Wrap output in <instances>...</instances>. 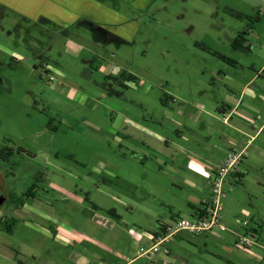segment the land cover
<instances>
[{
  "label": "rangeland",
  "instance_id": "1",
  "mask_svg": "<svg viewBox=\"0 0 264 264\" xmlns=\"http://www.w3.org/2000/svg\"><path fill=\"white\" fill-rule=\"evenodd\" d=\"M107 1L138 22L126 39L101 25L122 42L0 4V264L138 257L157 225L192 219L209 163L248 140L236 129L264 121L231 128L221 112L245 86L264 89V0H158L147 13ZM252 142L222 205L224 225L257 245L183 232L138 264H264V132Z\"/></svg>",
  "mask_w": 264,
  "mask_h": 264
},
{
  "label": "crops",
  "instance_id": "2",
  "mask_svg": "<svg viewBox=\"0 0 264 264\" xmlns=\"http://www.w3.org/2000/svg\"><path fill=\"white\" fill-rule=\"evenodd\" d=\"M120 1L125 5H128V7L135 9L136 11L147 13L158 0ZM0 4L6 8L16 10L18 14L30 18V20L32 21L40 23H53L57 25L90 23L94 26L101 27L106 30V28L101 25L109 20V24H115L119 26L118 29L123 33V35H121V37L123 36L122 38H125L126 35L134 34V32H136V30L138 29V22L136 21V19H133V17H131L127 12L121 11V9H119L117 6H112V4H110L107 0H0ZM78 10H81V13H79ZM130 29L131 31L129 32ZM263 69L264 66L258 73L261 74L263 72ZM261 97H263L264 99V89L259 85H256L252 89H249L248 86H245L241 91L240 97L237 100L234 97H229L228 101L230 103H224L223 109L221 110L223 115L227 116L226 118L224 117L223 124L231 128H235V126L230 124L231 121L241 122L245 125L248 124L249 126L255 125L256 122L259 121L256 119L257 117L255 116V112L260 111L263 115L262 119L264 118V100H262ZM204 108L205 107L201 105L200 111L205 112L206 110ZM254 128L255 127H253V129ZM207 129L208 126L204 125L203 130L206 131ZM236 130H238L237 132L248 137V140L244 142V147L242 149L246 148L247 145H249V150L253 143L252 141L257 138V135H259V133L264 132V121L260 129L262 131L259 130L256 135H249V133H247L246 131H240V129ZM179 147L180 150H185V148H182L181 146ZM227 153L228 152L224 153L225 156L222 162H224ZM195 156H197L195 165L198 168H200L201 165L203 166V168H206L207 162L205 163L198 157L197 154ZM209 166L213 170V172H215L220 164L215 165L209 163ZM203 168L200 169L204 170ZM210 193L211 192L208 193L209 195L207 194V199L205 200L194 198L195 204L193 205V208L195 210V214L192 215L193 217H195L199 211L206 208L205 205H207V202L210 198ZM197 203L198 205H201V207H197ZM172 220L174 221L175 219ZM172 222H164V224H172ZM61 230L62 231H58V235H56L55 237H60L61 233H65L70 236V234H68L65 229L62 228ZM139 237L141 238L142 236L139 235ZM150 248L148 250H150ZM148 250L146 251V253L138 255V257H135L134 259L123 258L120 264H128V260H130L132 264H138L142 259H144L145 255L154 253L150 251L148 252ZM74 263L90 264V261L88 259H85L84 257L81 258L79 256H76ZM101 264L112 263H110L109 261H104V263Z\"/></svg>",
  "mask_w": 264,
  "mask_h": 264
},
{
  "label": "built area",
  "instance_id": "3",
  "mask_svg": "<svg viewBox=\"0 0 264 264\" xmlns=\"http://www.w3.org/2000/svg\"><path fill=\"white\" fill-rule=\"evenodd\" d=\"M257 120H261V117L258 116ZM248 147L249 145L241 151L232 150L227 153L223 164L214 172L213 180L210 183V198L202 213H198L192 219L178 217L172 224L160 223L153 232L147 234L152 242V247L148 252L159 253L161 249H164V252L169 255V245L176 241L183 232H188L193 236H200L218 230L222 233L232 234L237 239V243L240 242L241 245H257L251 238L230 231L223 223L222 201L226 197V185L231 181L232 175L240 173V166L249 156ZM247 225L248 222H245V226ZM143 253H146V251ZM127 262L132 264L130 260Z\"/></svg>",
  "mask_w": 264,
  "mask_h": 264
},
{
  "label": "trees",
  "instance_id": "4",
  "mask_svg": "<svg viewBox=\"0 0 264 264\" xmlns=\"http://www.w3.org/2000/svg\"><path fill=\"white\" fill-rule=\"evenodd\" d=\"M106 32V31H105ZM109 35L106 37L108 40L110 41H116V42H122L121 38L117 37V36H114L112 35L110 32L108 33ZM241 38V37H240ZM240 46V41L239 40H235L233 42V48L234 49H238ZM125 78V80H128V81H132L134 79V76L132 74H129V75H124L123 76ZM114 79H117V78H114ZM238 174H235L234 176H237ZM206 207V205H205ZM113 211V210H112ZM111 211V212H112ZM114 212V211H113ZM112 212V213H113ZM203 210L199 211L198 213H202ZM115 217L119 218V216L117 214H115V212L113 213Z\"/></svg>",
  "mask_w": 264,
  "mask_h": 264
},
{
  "label": "flooded vegetation",
  "instance_id": "5",
  "mask_svg": "<svg viewBox=\"0 0 264 264\" xmlns=\"http://www.w3.org/2000/svg\"><path fill=\"white\" fill-rule=\"evenodd\" d=\"M95 28H96V30L100 33L99 35L101 36V37H107L109 34V32L108 31H106L105 32V30L103 29V28H101V27H97V26H95ZM112 34V33H111Z\"/></svg>",
  "mask_w": 264,
  "mask_h": 264
},
{
  "label": "water",
  "instance_id": "6",
  "mask_svg": "<svg viewBox=\"0 0 264 264\" xmlns=\"http://www.w3.org/2000/svg\"><path fill=\"white\" fill-rule=\"evenodd\" d=\"M3 204V200L0 199V206Z\"/></svg>",
  "mask_w": 264,
  "mask_h": 264
}]
</instances>
